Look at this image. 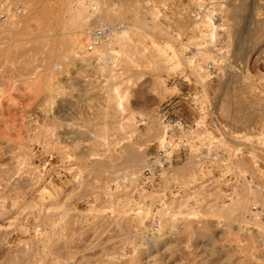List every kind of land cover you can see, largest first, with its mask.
I'll return each instance as SVG.
<instances>
[{
	"label": "rangeland",
	"instance_id": "obj_1",
	"mask_svg": "<svg viewBox=\"0 0 264 264\" xmlns=\"http://www.w3.org/2000/svg\"><path fill=\"white\" fill-rule=\"evenodd\" d=\"M239 4L253 7L259 26L241 46ZM0 6V264H264V222L250 213L264 204L251 189L264 186V140L261 150L238 148L235 201L215 203L186 154L153 190L138 177L162 143L156 112L166 100L187 94L226 114L264 108V0ZM101 24L122 33L100 49L107 61L83 50ZM81 31L85 56L69 57L66 43ZM166 43L163 58L155 47ZM156 217L162 226L149 241Z\"/></svg>",
	"mask_w": 264,
	"mask_h": 264
},
{
	"label": "built area",
	"instance_id": "obj_2",
	"mask_svg": "<svg viewBox=\"0 0 264 264\" xmlns=\"http://www.w3.org/2000/svg\"><path fill=\"white\" fill-rule=\"evenodd\" d=\"M112 35L113 28L110 26L105 24L94 26L87 32L86 51L94 52L102 44L108 43ZM208 69V71L213 70L211 67ZM197 100L195 96L187 94L178 99L171 98L166 100L156 112L162 131V143L159 144L156 153L148 158L147 164L139 173V182L146 190L155 189L157 180H162L163 175L168 176L173 166L182 161L183 154L184 156L186 154V157L194 160L199 166L198 183H202L208 193L215 195V203L235 201L240 189V175L232 167V163L239 159L238 148L249 146L246 143L251 145L248 148L260 149L257 139L261 137L259 133L264 127V110L252 111L247 116L244 115L250 118L248 121L238 120L237 123L231 120V115L235 112L239 119L240 111L236 112L237 110L232 109L227 115L221 111L218 102L212 101L200 107L196 103ZM180 102L189 106L185 112L188 119L182 118ZM197 134L202 136V141H198ZM246 137L250 141L242 144L239 140L247 141ZM189 146H192L194 150L190 151L189 148L188 151ZM227 148L229 150L236 148V150L229 151ZM260 162V159H256L255 166H259ZM246 180L250 181L249 177ZM256 187L264 195L263 184L254 183L251 189L255 190ZM172 192L178 194L180 186L173 185ZM258 207H252L251 213L254 215L252 218L264 222V204ZM161 226V220L156 217L152 225L155 234L160 231Z\"/></svg>",
	"mask_w": 264,
	"mask_h": 264
},
{
	"label": "bare ground",
	"instance_id": "obj_3",
	"mask_svg": "<svg viewBox=\"0 0 264 264\" xmlns=\"http://www.w3.org/2000/svg\"><path fill=\"white\" fill-rule=\"evenodd\" d=\"M243 3H245V2H243ZM238 4V3H237ZM235 11H234V14H233V19H234V24H233V31H234V33L236 34V36H237V45H239V46H241L242 44H244L245 42H248V41H250V36L252 35V32H251V30L253 29L252 28V26L253 25H256V26H258L257 24H256V20L254 19V9H253V7L250 9V11H247L246 10V6L244 5V4H239L237 7L235 6ZM114 9V8H113ZM96 10V9H95ZM2 11V6H0V12ZM78 12V11H77ZM76 12V13H77ZM95 13V12H94ZM4 14H3V18H4ZM73 16V15H72ZM71 16V17H72ZM75 17V15L73 16V18ZM80 17V16H79ZM1 18V17H0ZM13 19V18H12ZM10 20V19H9ZM74 20H76V18H74ZM1 21V20H0ZM4 21V20H3ZM74 22V21H73ZM114 25V24H113ZM213 25V24H212ZM117 26H118V24H117ZM120 26H121V24H120ZM217 26V25H216ZM111 27H112V25H111ZM123 27V26H122ZM214 27H215V24H214ZM259 27V26H258ZM116 28V27H115ZM216 28V27H215ZM120 32L121 31V28L119 27V28H116V29H113V32ZM87 32H88V30H87ZM87 32L85 33V35L84 36H87ZM121 33V32H120ZM81 34H82V31H81V33L80 32H77V33H73L72 34V36L68 39V41H67V43H66V45H67V48L69 49V51H71L72 52V55H69V57L70 56H73V57H75V58H83V56H85V55H81L80 54V51H81V49H82V44H84V43H82L83 41L81 40ZM117 34V33H116ZM122 34V33H121ZM117 36V35H116ZM119 36V35H118ZM115 37V36H114ZM121 37V36H120ZM120 37H118V38H120ZM122 37H124V35H122ZM120 40V39H119ZM122 40V39H121ZM113 41H115V40H113ZM117 42V41H116ZM84 45H86V44H84ZM169 44H165V46L163 47V48H161V47H159V46H156L155 47V51L158 53V56L160 55V57L161 56H163V58H165V55H166V49L168 50V46ZM110 46V43H105V45L104 44H102L100 47H98V48H96V50L94 51V52H92V53H88L87 51H86V46L83 48V50H84V53L85 54H89V55H93V54H96L95 55V58H94V60H98V59H105L106 61L107 60H109L110 59V57H105V53H107V52H109V51H107V52H105V53H103L102 51H100V49L101 48H103V49H106L107 50V48ZM170 50H171V47L169 48ZM103 51H105V50H103ZM110 53V52H109ZM113 53H115V52H113ZM173 53L174 52H172V54H171V56L170 57H172V55H173ZM71 54V53H70ZM112 54V53H111ZM157 55V54H156ZM107 56H108V54H107ZM72 57V58H73ZM169 57V58H170ZM175 58H177L176 56H175V54L173 55V58H172V60L173 59H175ZM90 59V58H89ZM167 59H168V56H167ZM91 60H93V59H91ZM169 60V59H168ZM170 60H171V58H170ZM85 61H86V59H85ZM104 61V60H103ZM175 61V60H174ZM96 62V61H95ZM174 63H176L175 64V66L173 65V67H179L178 65V61H176V62H174ZM234 66V65H233ZM209 67H211V66H209ZM208 69V68H207ZM206 69V70H207ZM213 69V68H212ZM207 72H209L210 73V75L212 76V74H215V72L214 71H208L207 70ZM208 73V74H209ZM228 81H230V80H228ZM224 81H221V83H223ZM227 82V81H226ZM227 84V83H226ZM224 95V94H223ZM218 106H220V104H218ZM261 107L259 108V109H257V110H250V109H235V111L236 112H238V111H240V112H238V116H239V119H238V117H237V114L235 113V112H233V114L231 115L232 116V118H231V120L232 121H234V122H238V120L239 121H241V120H244V121H248L250 118L249 117H246L247 116V114H250L252 111H261V110H264V108H262L261 110ZM222 111V110H221ZM231 111H232V109H229L227 112V115H229L230 113H231ZM241 111H247V112H241ZM223 112V111H222ZM224 113H226V112H224ZM236 116H235V115ZM244 115H246V116H244ZM263 122H264V120H263ZM263 128V127H262ZM261 128V129H262ZM262 132H261V130H260V133H259V135H262L261 134ZM259 140L261 141V140H264V136L262 135L260 138H259ZM133 158V157H132ZM134 158L136 159V156H134ZM165 175H163L162 176V178L164 177ZM251 213V212H250ZM250 219H252L251 217H250ZM158 233V232H157ZM156 233V234H157ZM153 234H155L154 233V228L151 226V229L149 230V233H148V236H147V239L150 241L151 239H152V235ZM71 262V261H70Z\"/></svg>",
	"mask_w": 264,
	"mask_h": 264
}]
</instances>
